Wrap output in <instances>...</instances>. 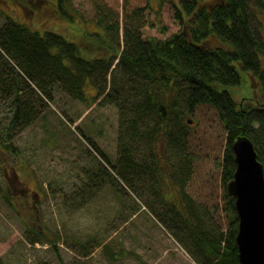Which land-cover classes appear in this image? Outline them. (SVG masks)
I'll return each instance as SVG.
<instances>
[{"label": "trees", "instance_id": "16d2710c", "mask_svg": "<svg viewBox=\"0 0 264 264\" xmlns=\"http://www.w3.org/2000/svg\"><path fill=\"white\" fill-rule=\"evenodd\" d=\"M69 3L56 2L62 18L74 15ZM97 8L98 26L104 31H91L94 37L83 38L88 46L11 17L0 26V152L17 150V132L44 114L56 86L85 101L90 81L96 90L94 99L103 96L101 104L118 107L121 155L116 166L89 137L103 161L92 177L101 180L103 173V182L122 191L118 176L106 171L109 165L112 170L116 166L127 182L136 183L138 178L146 187L149 180L152 196L145 202L147 207L188 251L192 264H241L235 197L227 190L237 165L233 142L243 134L250 137L264 165V104L256 98L240 102L233 90L245 83V73H251L264 93V0H182L175 14L180 27L166 38L143 37V8H137L125 21L124 42L120 13L103 3ZM181 99L189 113L199 105L213 107L228 133L221 163V210L211 202L213 193L202 199L187 186L196 165L194 154L187 152L190 118L185 120L182 114ZM163 139L178 157L172 163L169 155L155 149ZM142 143L147 147L139 152ZM140 184L136 183L139 190ZM167 192L169 197L164 195ZM161 205L164 209L159 211ZM98 244L104 243L98 240ZM0 264H6L2 257Z\"/></svg>", "mask_w": 264, "mask_h": 264}, {"label": "rangeland", "instance_id": "374dc122", "mask_svg": "<svg viewBox=\"0 0 264 264\" xmlns=\"http://www.w3.org/2000/svg\"><path fill=\"white\" fill-rule=\"evenodd\" d=\"M56 2L0 0V26L11 17L32 29L58 31L88 46L83 38L93 36L91 31H104L97 22V5L103 3L120 13L121 42L125 21L137 8H143V37L166 38L180 27L175 14L182 0H69L72 18H62ZM245 75L246 84L233 90L236 99L247 103L249 99L243 98H256L264 103L257 78ZM111 81L110 73L107 92ZM86 88L89 99L84 101L56 86L45 116L17 132V150L0 152V257L6 264H192L188 251L147 207L150 181L145 187L135 178L140 191L136 183L117 174L121 159L118 107L101 104L103 96L94 99L96 90L90 81ZM180 106L185 120H192L186 133L191 147L187 152L194 154L196 165L187 186L192 195L202 194V199L213 193L211 202L221 210V163L228 133L213 107L199 105L189 113L184 99ZM89 137L116 165L113 170L108 165L106 171L118 176L122 191L103 182V173L101 180L92 177L103 161ZM146 147L139 144L138 151ZM155 149L169 155L171 163L178 158L166 139L157 141ZM98 240L104 244L99 246Z\"/></svg>", "mask_w": 264, "mask_h": 264}, {"label": "water", "instance_id": "95a60500", "mask_svg": "<svg viewBox=\"0 0 264 264\" xmlns=\"http://www.w3.org/2000/svg\"><path fill=\"white\" fill-rule=\"evenodd\" d=\"M233 149L237 165L227 190L235 197L239 259L241 264H264V165L247 135L238 136Z\"/></svg>", "mask_w": 264, "mask_h": 264}]
</instances>
